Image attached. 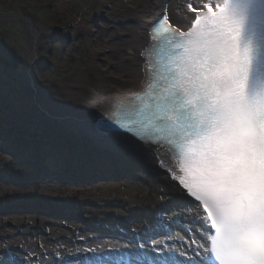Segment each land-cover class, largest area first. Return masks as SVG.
Returning a JSON list of instances; mask_svg holds the SVG:
<instances>
[{"label": "snow or ice", "instance_id": "snow-or-ice-1", "mask_svg": "<svg viewBox=\"0 0 264 264\" xmlns=\"http://www.w3.org/2000/svg\"><path fill=\"white\" fill-rule=\"evenodd\" d=\"M184 10L186 27L167 5L150 25L136 91L105 97L95 112L48 113L101 149L96 163L154 161L175 207L162 204L151 227L129 230L124 243L57 253L50 264H264V0H187ZM18 251L0 249V264L45 255L22 260Z\"/></svg>", "mask_w": 264, "mask_h": 264}, {"label": "rangeland", "instance_id": "rangeland-1", "mask_svg": "<svg viewBox=\"0 0 264 264\" xmlns=\"http://www.w3.org/2000/svg\"><path fill=\"white\" fill-rule=\"evenodd\" d=\"M61 1L0 0L2 12H15L0 15V249H19L15 254L22 260L45 254L40 264L92 241L110 244L119 238L124 243L130 231L123 226L136 220L140 228L131 225L130 230L151 227L162 204L176 205L152 172L126 159L96 163L103 158L98 146L61 128L41 110L55 112L54 106L70 99L74 76L91 75L92 42H107L111 33L119 38L116 24L122 17L155 0ZM17 11L40 32L34 59L27 41L31 26ZM82 20L83 29L73 32L71 27ZM51 156L62 159V165L47 167ZM108 183L113 185L103 187ZM180 227L176 220L173 228Z\"/></svg>", "mask_w": 264, "mask_h": 264}, {"label": "bare ground", "instance_id": "bare-ground-1", "mask_svg": "<svg viewBox=\"0 0 264 264\" xmlns=\"http://www.w3.org/2000/svg\"><path fill=\"white\" fill-rule=\"evenodd\" d=\"M61 2L64 3V0ZM186 2L187 0H179L175 3H171L169 0L167 2L166 0H155L150 7L135 11L130 9V13L122 17L121 25L116 24L117 29L122 32L119 38H115L114 34L111 33L105 37L107 42L105 40L92 42L89 63L91 65V75H87L83 79L74 76L72 87L69 90L71 95H68L70 99L64 104L58 103L56 107L54 106V111H57L62 106L76 105L90 112H95L101 108L105 97H109L114 93L127 94L137 90L143 78L140 71L143 60L139 53L148 43V28L150 24L167 5L173 22L180 24L181 27H186L192 15H185L184 5ZM84 24L83 20L80 21L79 24L74 26L73 32L83 29ZM35 26L32 25L30 27L27 36L31 51L33 46L38 45L37 37L34 39V35L37 36L39 30ZM113 50H116V52ZM129 50L135 55L130 56L128 54ZM134 162L138 167L141 166L152 172L163 188L172 193L174 192V189L169 187L172 181H170L167 174L156 167L154 161ZM112 185L113 183L103 184V187H111ZM131 225L135 228H140V224L136 220L130 223L128 228L124 226L122 228L125 231H129ZM176 227L179 226L177 225ZM173 234L175 235V232ZM98 243H101V241L91 242L92 245ZM33 264H40V262L35 260Z\"/></svg>", "mask_w": 264, "mask_h": 264}, {"label": "water", "instance_id": "water-1", "mask_svg": "<svg viewBox=\"0 0 264 264\" xmlns=\"http://www.w3.org/2000/svg\"><path fill=\"white\" fill-rule=\"evenodd\" d=\"M17 13H18V15L24 20V21H26L27 23H28V25H30V26H32V22H31V20H30V18H27V17H22V15L20 14V11H17ZM0 15H4V16H7V15H15V12L14 13H6V12H2L1 10H0ZM39 33L40 32H38V34H37V36H35L34 35V39L37 37V44H38V36H39ZM38 46V45H37ZM37 46H33V59L37 56L36 54H37ZM128 53H129V51H128ZM29 69V68H28ZM28 73H29V70H28Z\"/></svg>", "mask_w": 264, "mask_h": 264}, {"label": "clouds", "instance_id": "clouds-1", "mask_svg": "<svg viewBox=\"0 0 264 264\" xmlns=\"http://www.w3.org/2000/svg\"><path fill=\"white\" fill-rule=\"evenodd\" d=\"M247 241V237L246 236H242L240 239V243H245Z\"/></svg>", "mask_w": 264, "mask_h": 264}]
</instances>
